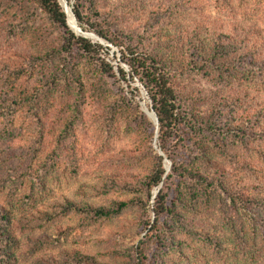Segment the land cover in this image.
Instances as JSON below:
<instances>
[{"label":"rangeland","instance_id":"obj_1","mask_svg":"<svg viewBox=\"0 0 264 264\" xmlns=\"http://www.w3.org/2000/svg\"><path fill=\"white\" fill-rule=\"evenodd\" d=\"M81 10L82 31L67 24L90 54L37 0H0V262L264 264V0ZM138 55L175 67L167 135L132 78Z\"/></svg>","mask_w":264,"mask_h":264},{"label":"trees","instance_id":"obj_2","mask_svg":"<svg viewBox=\"0 0 264 264\" xmlns=\"http://www.w3.org/2000/svg\"><path fill=\"white\" fill-rule=\"evenodd\" d=\"M37 1L40 7L42 8V10L50 16L51 20L54 23L66 29V32L69 35V38L67 39L66 42L67 47L72 48L73 46L78 45L84 51V53H89V54L92 52L91 49H95V48L101 49L100 46L92 44L88 39L83 37H77L69 29L67 24L69 18H67L66 13L62 9L59 0H37ZM64 2L67 5L66 0H64ZM81 4H82V0H76V4L74 5L73 8V13L79 26L84 27L85 23H84V16L81 10ZM69 25L71 27L70 21H69ZM99 35L103 38L108 37L104 35L102 32ZM154 57H155L154 59H151L148 62V60L145 59L142 55H138L134 57V60L130 61L131 63L130 66L132 69V78L138 77L150 96V99L153 104V111L156 113L159 121L161 133L163 135L164 134L167 135L169 133H172L174 129H177V123L179 121V116H180L177 113L178 110L180 109V106L178 105L179 100H178V90L176 84L177 75L173 73L175 71L174 66L168 67L166 63L162 65L161 61L159 60L160 56H154ZM213 59H217V58L214 57ZM162 150L164 151L165 148H162ZM164 174L165 172L162 170L161 178H159L160 180L157 181V184H159ZM213 182L217 185V188L220 191H225L224 183L222 179H218ZM85 187L86 189L84 190V192H82L84 196L85 194L89 195L91 193V189H90L91 187L90 186H85ZM181 199L180 201L181 203H183L182 205H184L187 201L184 198L182 200ZM66 203L68 210L77 211L78 204H76L75 201L71 202L70 200H67ZM175 203L176 201L173 203V205H175ZM125 206L126 205L124 203L121 204V207H125ZM172 207L166 208V212L172 213V209H171ZM92 212H95V215L98 218L110 217L117 213V211L105 210V209H92ZM1 218L3 221H6L7 223L11 224L10 213H8L7 211H5L4 214H1ZM174 220L176 221V218H174ZM7 228L4 227L3 236L11 235L10 231L7 230ZM188 233L191 236L190 232ZM5 253L10 260L13 259L14 253L12 248L7 247ZM0 264H4V262H0Z\"/></svg>","mask_w":264,"mask_h":264},{"label":"water","instance_id":"obj_3","mask_svg":"<svg viewBox=\"0 0 264 264\" xmlns=\"http://www.w3.org/2000/svg\"><path fill=\"white\" fill-rule=\"evenodd\" d=\"M66 3H67V1H66ZM67 6H68V3H67ZM70 8V7H69ZM70 10H71V13H72V15H73V18H74V21H75V23H76V25L78 26V23H77V21H76V18H75V16H74V13H73V10H72V8H70ZM65 13L67 14V12L65 11ZM68 15V14H67ZM68 24H69V21H68ZM70 26V25H69ZM78 28H79V30L80 31H82L81 30V28L78 26ZM76 33V32H75ZM84 35H81L82 37H84V38H88L87 36H88V34H86V33H83ZM78 35H80V34H78ZM153 117H154V119L156 120V122H157V124H159V121H158V118H157V115H156V113L153 111V114H151Z\"/></svg>","mask_w":264,"mask_h":264},{"label":"bare ground","instance_id":"obj_4","mask_svg":"<svg viewBox=\"0 0 264 264\" xmlns=\"http://www.w3.org/2000/svg\"><path fill=\"white\" fill-rule=\"evenodd\" d=\"M62 5H63L64 9L66 10V12L68 14L69 21L70 22L73 21V23L75 24V21H74V18H73V15L71 13L70 8L66 4H64V3H62Z\"/></svg>","mask_w":264,"mask_h":264}]
</instances>
